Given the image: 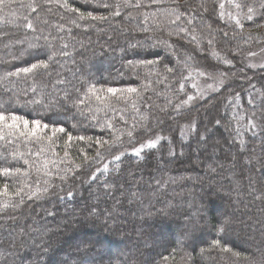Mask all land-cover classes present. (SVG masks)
I'll return each instance as SVG.
<instances>
[{
  "label": "trees",
  "instance_id": "trees-1",
  "mask_svg": "<svg viewBox=\"0 0 264 264\" xmlns=\"http://www.w3.org/2000/svg\"><path fill=\"white\" fill-rule=\"evenodd\" d=\"M220 2L225 4L223 18ZM239 2L245 5L241 10L228 0H179L177 4L143 0L145 6H121L119 16L105 21L79 20L77 13L44 5L43 0H37L41 8L36 13L20 3L12 5L14 16L9 9L0 13L13 21H0V109L47 124L40 135H51L53 127L65 129L53 137L51 150L47 140L0 141V166L23 167L33 188H48L39 198L22 194L23 203L16 207H2L8 198L0 196V264H260L264 260V68L251 70L243 64L245 55L264 45V8L260 7L264 0ZM69 3L84 13L108 16L113 9L100 5L116 0ZM249 5L255 9L251 20L243 15ZM171 9L184 13L175 24L169 23L174 16L162 14ZM237 11L243 28L227 15ZM26 14L36 31L18 26ZM182 27L188 31L180 32ZM53 51L57 55L47 70L9 75L47 60ZM147 60L157 63L136 68L128 64ZM166 67L174 71L168 73ZM198 70L213 76L223 73L227 83L177 110L176 104L195 93ZM93 85L135 87L142 96L124 100L117 93L112 108H104L94 98L86 99ZM109 123L114 127H107ZM190 124L195 131L187 127ZM206 129L224 145L214 146V153L207 150ZM129 130L135 137L131 143ZM67 133L92 139L70 142L65 158ZM156 134L167 139L155 149L145 148L140 157L132 153L133 146ZM114 135H122L120 148L128 149L120 161L100 149L103 160L83 163L85 153L95 156L99 145L94 141ZM42 147L46 151L40 159L57 162L49 165L50 176L11 156L16 150L24 159L36 160ZM170 148L175 155H169ZM70 161L81 163V169ZM104 164H108L106 172ZM19 200L16 197L13 203ZM217 239L232 252L212 247ZM163 257L170 259L165 262Z\"/></svg>",
  "mask_w": 264,
  "mask_h": 264
},
{
  "label": "snow or ice",
  "instance_id": "snow-or-ice-1",
  "mask_svg": "<svg viewBox=\"0 0 264 264\" xmlns=\"http://www.w3.org/2000/svg\"><path fill=\"white\" fill-rule=\"evenodd\" d=\"M151 4H163L164 0H150ZM14 3H20L21 7H25L30 10V13H36L38 9L41 8V4L37 3V0H30L28 3H23V0H0V13H3L5 9L10 10L11 15H15V12H11L12 5ZM172 3L177 4L179 3V0H172ZM228 3L231 4L235 9L241 10L245 5H243L239 0H228ZM44 5H50V4H56L59 7L63 8L65 11L70 12V13H77L78 14V19L79 20H91V21H105L108 20L110 16H119L120 15V8L121 6L123 7H135V8H140L145 6L143 4V0H135V3H133V0H116V3L114 4H109V3H103L102 7L104 8H112L113 10L109 13L108 16L105 15H94L92 12L84 13L80 11V9L73 7L70 3L69 0H43ZM261 8H264V2L261 3L260 5ZM200 8L203 10V12H207L208 8L201 3ZM219 8L221 9L220 11V16L223 18L225 16V12L223 9L225 8V4L223 2L219 3ZM48 11H51V8L48 9ZM163 15L167 16H174V19H171L169 23L175 24L177 21H180L182 16H184L183 12L178 11L177 9H171L165 13H162ZM255 14V9L252 6H247V12L243 13L246 19L251 20L253 18V15ZM156 14H153V17H155ZM229 19H232L235 21V23L243 28V24L241 23L240 20V15L241 12L237 11L235 14L232 12L227 13ZM36 19L38 20L39 17L37 16ZM149 17L146 15L145 16V21H147ZM22 20L24 23L22 25H18L21 27H26L32 31L37 30V26L34 24L33 19H30L29 15H23ZM0 21L2 22H13V21H7L5 20L4 16H0ZM71 22L76 25V27H80V24L77 23L76 19H71ZM154 23L157 24V27H159V23L154 19ZM46 23V21H45ZM188 23H191V20L188 21ZM63 26H61L62 29ZM144 31H148L147 28L144 29ZM180 32H187V28H180ZM172 33H169L171 35ZM46 41L48 40V37L45 36L43 37ZM192 39L195 41L197 37L195 35L192 36ZM160 43H163L165 45H168L167 41H159ZM209 45H211L212 41H208ZM171 46V45H168ZM64 47H67V45H64ZM135 47V45H133ZM57 53L53 51L49 56L47 60H40L37 63L31 64L29 67H25L20 69L17 72L14 73H9L11 76H17L19 77L21 73H23L25 76L34 74L37 70L43 69L47 70L50 66V61L54 60L55 56ZM213 55H217L216 53H213ZM157 63V61H152V60H147V61H141L139 64H135L132 61H129V67L131 68H136L141 65H153ZM224 63L226 64H231L230 60H225ZM165 71L168 73H172L174 69L172 68H165ZM198 75L204 76L207 79L214 80L215 83L218 86L223 85V79L221 78L224 74L222 73L220 77L213 76L209 73H207L204 70H198ZM167 77H165L166 79ZM193 87H199L198 85H193ZM213 84H207L208 89H213ZM183 84L180 85V91H183ZM33 92H35V88L32 89ZM204 92V89L201 88L199 89V94L202 95ZM117 93H119V97H117ZM133 95L135 97L139 98L142 96V92L135 88V87H129L126 89H117L113 87H108L107 89L104 88H96L95 85L91 86L88 88L87 93H86V99H95L98 101L101 105L104 106V108H112V98L117 97L118 99H124L128 100L130 99ZM196 99V96L193 95H187V98L184 100H181L180 103L175 105V108L179 110L182 106L189 105L192 101ZM34 103H39V101H33ZM80 103H84V101H81ZM133 107L135 108V101L133 100ZM163 110V109H162ZM94 119L96 117H93ZM143 120H147L148 117L144 116L142 117ZM127 123V121H125ZM217 124L220 123V121L216 122ZM251 126L254 128L256 125L253 123L251 120L249 121ZM47 124H42L40 120H32L29 121L28 119H25L24 117H21L19 115L13 114L11 112H8L7 110L0 109V141H4L6 144H10L13 142L11 138H24V139H30L34 138L37 142H42L44 140L49 141V148L47 150H51V145L55 143L53 140V137L57 133H65V129L63 127H53L51 129V135H40L41 133H44L46 129H48ZM107 127L112 128L114 125L109 123ZM136 125H133V128H135ZM191 131H195L196 127L194 124H190L187 126ZM145 130H147L145 128ZM127 137L129 138V143L135 138L133 131L129 130L126 133ZM91 137H83V136H77L73 137L71 133H67V139L65 141V151H64V157L69 156V152L67 151V148L70 146V142L73 140H79V141H84L88 140L91 141ZM167 137H164L162 135L156 134L154 138L149 137L146 140L139 142L138 146H133L131 148V151L134 155L137 157L141 156V153L144 151L145 148L148 149H155L159 145L161 140H165ZM201 139H203V136H201ZM95 144L99 145V148H97L95 156L89 157L86 153L83 156V163H89V162H94L97 159L103 160L105 157L103 153L101 152L100 149H106L108 152L112 153V159L114 161H120L121 157L125 155V153L128 151V149H121L120 145L123 144V139L122 135H114L110 138V140H96L94 141ZM243 143V142H242ZM113 149H116L119 154H116L113 152ZM46 151L45 148H41L40 151H38L35 156L36 160L30 161L29 159H24V154L20 153L16 150L12 151L11 156L14 160L16 159H23L24 165H28L29 169H34L37 173L43 172L45 176H50L52 175L51 171L49 170V165L56 166V160L52 159H40L42 154ZM83 151V149H81ZM53 156H59L58 153L53 152ZM169 155H175V152L170 148L169 149ZM60 163H64V159H60ZM75 167L76 170L81 169L82 164L81 163H75V161H70ZM119 165H117V168ZM103 170L106 172L108 171V164L103 165ZM68 171H72L71 168L68 169ZM95 171H100V169H96ZM29 175V172L23 167H16L15 165H7V166H0V178H3V182H0V196L7 197V201L2 205V207H16L18 206L19 203H23V195L22 194H28L29 198L32 197H37L39 198L40 195L43 193H46L48 191L47 187H44L42 190L39 186L33 188L32 184H29L27 182V177ZM92 179H96L95 175L91 177ZM59 179L65 180V176H59ZM38 183V182H37ZM44 184H48V181L45 180ZM25 189H29V193H25ZM68 196H72V192L69 191L67 193ZM19 197L20 200L17 203H13L14 198ZM228 223L227 220L223 222V224L219 227V231L223 232L224 231V225ZM212 247H221V241L220 240H213L212 241ZM221 250L224 252H232V249L223 246L221 247ZM201 252H204L205 249H201ZM234 256L237 258H240L239 253H233ZM170 257H163V260L165 262L169 261ZM171 259H174V257H171ZM244 259H248L245 257ZM260 264H264V260L260 262Z\"/></svg>",
  "mask_w": 264,
  "mask_h": 264
},
{
  "label": "rangeland",
  "instance_id": "rangeland-1",
  "mask_svg": "<svg viewBox=\"0 0 264 264\" xmlns=\"http://www.w3.org/2000/svg\"><path fill=\"white\" fill-rule=\"evenodd\" d=\"M243 61H244L243 64L246 65V67L248 69H251V70L263 69L264 68V45L253 50V51H250L247 55L244 56ZM216 77H220V76H216ZM221 78L223 79V85L218 86L214 80L207 79L204 76H198L194 82L195 85L199 86V87H194L195 93L193 94V96H196V99L194 101H192L190 104H195V102H198V101L205 99L209 95L215 93L219 88L223 87L227 83V80L225 77H221ZM207 84H213V86H214L213 89H208ZM201 88L204 89V92L202 95L199 94V89H201ZM213 115H214V112L211 111L209 113V116H213ZM205 126L207 127V124ZM206 132L209 135V130L206 129ZM209 137H210V144H209V148L207 150L210 153H214L215 152L214 146L221 147L223 145V143H220L217 140H215V138L212 134L209 135ZM223 149H225V147H223ZM210 153H208V154H210ZM193 179H198V178L193 177Z\"/></svg>",
  "mask_w": 264,
  "mask_h": 264
}]
</instances>
